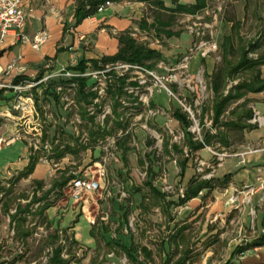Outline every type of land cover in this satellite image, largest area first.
Masks as SVG:
<instances>
[{"label":"rangeland","instance_id":"obj_1","mask_svg":"<svg viewBox=\"0 0 264 264\" xmlns=\"http://www.w3.org/2000/svg\"><path fill=\"white\" fill-rule=\"evenodd\" d=\"M168 3V5H171V0H168ZM146 11L151 15V8L147 7ZM229 20H239L241 22L239 27L236 25V31L245 42H252L263 37L259 51H264V36H260V33L264 30V0H209V7L206 10L197 15H180L177 25L173 28L191 34L194 38L193 43L200 40L208 43L218 42V49L208 52L212 57L211 60L214 62L215 68L222 66L223 50L220 44H222L224 36L233 29V23ZM234 41L235 43L239 42L237 36L234 37ZM149 42L156 48L159 46L169 47L168 39L165 37L160 40L150 37ZM194 45L187 48L183 56L161 62L154 71L149 72L137 68L130 71L132 80L138 81L140 84V87H132L130 90L135 92V96L140 97L139 100L142 105L136 107L130 101L132 100L131 97H125L123 101L124 108L121 109V112L122 120L126 123V130L115 125L116 118L112 113L111 99L104 90L106 86L104 74L92 70L87 73V76L92 79L91 82L101 93V97L96 100V104L91 105L89 109L96 112V123L105 126L108 132L105 133V138L100 139L94 149L83 150L80 148L77 155L72 154L60 161H56L54 157L53 162H50L53 169L52 175L45 180V189L49 188L54 177L60 176L61 173L58 172V169L61 171L68 169L69 173L78 172L82 176L89 175L95 178H98L104 170L103 187L93 194L84 196V200H87V202L80 207L79 213V215L87 216L91 225L97 230L100 241L98 252L100 256L112 250L122 260V264H132L120 251L119 247L113 246L111 248L100 237V229L108 225L110 228L109 238H119L116 236L115 228L118 226L120 216L127 212L128 225L123 229V232L126 236L132 237L137 243L152 248L155 252V261L151 264H165L169 254L176 256V258L179 256L181 249L170 246L168 239L177 229L184 226H187L184 231L188 237L186 247L192 250L190 262L187 264H264V246H250L264 235V214L259 211L262 207L255 204L251 199V196L254 193L256 194V187L231 183L229 186L233 187V195L230 197L229 202L230 205H234L236 208L230 212H228L229 210L211 211V209L206 208L205 206L209 201L214 199V196L210 193L201 200V203L199 202L200 207L199 205L194 207H188L187 205L172 206L170 216H166L165 211L151 200L147 206L142 208L138 205L140 195L133 192V185L144 186V182L147 181V164L143 165L141 161L145 159L146 154H150L155 165V175L152 181L157 187L166 191L170 198L177 199L179 194L183 193L185 187L176 176L170 178L167 166L171 159L179 156V154L167 153L164 150V142L177 143L183 147L186 145L188 132H192L197 138H201L202 133L212 125V112L209 111L203 115V107L211 108L214 100L209 85V77L205 75V68L202 64L197 72H192L190 67L191 57L196 52ZM250 57H255V54H251ZM116 70L121 74L127 71L122 64L117 65ZM233 83L232 81L229 82L230 85ZM32 84L33 82L23 83V86L26 87L23 92L25 98L30 96ZM175 86L177 87L176 93H171V89ZM72 88L69 87L61 95L62 99L58 106L53 107L50 101L44 100L41 109L44 114L40 113L39 116L36 115L34 118L28 115L27 118L31 122L29 125L24 123L26 117L19 119L22 110L16 108L18 97L13 103V109L19 117L17 121L22 124H19L18 127L22 128L27 144L29 147L34 146V144L38 145V151L44 159L48 152L52 151L50 141L55 129L62 131L64 134H69L66 131L69 129L74 132V137L70 135V137L60 138L61 143L64 145L67 141L72 142L74 138L78 137L79 141L76 143L88 144L89 142L84 139V136L89 132V123L80 117L79 107L74 101ZM158 89L166 91L175 107L188 112L193 122L191 127L185 128L181 123L173 120L171 115L172 105H169L167 111H164L161 107L154 108L151 105L150 102ZM241 102H243V99L239 101V103ZM236 105L234 104L232 107ZM158 115L165 117L163 123L156 121ZM106 120H108V123ZM24 128L25 131L30 130L31 132L25 133ZM41 131H48L49 142L45 143L40 140L38 133ZM125 136H127V146L130 148L129 172L124 168L121 150L117 146L118 139ZM72 138L73 140H71ZM239 139V136H232V140L235 142L230 148H224L220 143L210 146L209 151L212 150L215 153L211 152L213 157L207 160H194V168L203 177L209 176V169L216 168L227 155L235 153L238 147L243 145L244 141L240 142ZM149 141H153L152 145L149 144ZM240 147L241 151L250 152L260 146L250 144ZM170 150H172L171 147ZM99 163H102V167ZM199 168L202 169L199 170ZM1 184L8 186L7 179ZM261 184L263 185L264 181ZM33 189L34 184L32 181L20 180L14 188L17 201L25 200L22 197L18 198L23 193L29 195L31 199ZM218 189L222 190L223 188ZM240 195L243 196L242 201ZM255 197L258 199V195H255ZM64 202L62 198V203ZM82 202L84 203V201ZM241 203L249 205L248 209L243 210ZM12 211L14 212L15 209ZM0 215V261L9 262L21 255L20 261L15 264H47L48 258L55 247L49 239V235L54 234L55 224L51 225V223L43 222L39 216L35 218L29 216L28 226L33 227L35 233L24 242L15 237L14 229L10 225V218L1 211V208ZM92 221L95 223H92ZM60 242L61 240L58 241V243ZM62 244L65 245L66 250H71L72 254H75L76 258L79 259L77 261L75 257H71V264H87L88 258L95 255L91 250L71 244L69 240ZM237 246L246 249L232 256ZM66 253L67 251L64 252V254ZM65 258L70 257H67L66 254Z\"/></svg>","mask_w":264,"mask_h":264},{"label":"crops","instance_id":"obj_2","mask_svg":"<svg viewBox=\"0 0 264 264\" xmlns=\"http://www.w3.org/2000/svg\"><path fill=\"white\" fill-rule=\"evenodd\" d=\"M180 1L188 2L189 0ZM166 2L168 3V0H166ZM75 3L76 0H26L24 6L28 18L26 32L29 37H33L39 30H45L48 33L46 43L40 49H34L30 43H23L11 35L6 38L2 46L0 52V84H2V86H0V138L5 142L0 149V180H6L16 176L29 164L31 154L37 152L32 146L29 147L27 144L25 140L26 136L22 133V128L18 127L19 124H22L18 123L17 119L19 117V119L26 117L24 123L29 125L31 122H29V118H27L28 115H31L32 118H34L36 115L39 116L40 113L44 114L41 110L44 100L50 101L53 107L58 106L62 99L61 95L67 91L69 87H73V85H68L67 87L60 85L55 86L60 80H63L60 77H56L45 84L32 86L30 96L25 98V101L29 103V109L27 111H22V117H18L13 109V103L16 101L17 93L11 87L17 74L15 71L8 70L9 65L15 63L18 66H24L26 68L24 74L20 76V82L23 83L33 82L47 71L58 73L63 69L68 68L73 72L81 73L77 66L83 62L86 64L85 74L87 75V73L92 70L91 62L93 60L100 59L106 55H113L118 51V35L120 33L131 30L136 37L139 38V36H141L140 38L142 39L147 38L139 29V21L144 16L146 10V4L143 2H111V4H107L105 7L101 8L96 14L86 18L78 24L76 23L74 16ZM81 36H84V38H81ZM193 41L194 38L191 34L182 33L178 37L168 39L167 43L169 44V47L159 46L157 49L162 52L164 61H169V59H176L183 56L187 48H191L192 45L199 42L195 41L193 43ZM211 59L212 57L210 53L204 54L203 48H196V52L191 57L190 61L191 71L197 72L202 64L205 68V75H211L214 70V62H212ZM47 64H51V67L47 68ZM157 67L154 70H156ZM261 71L264 77V66H262ZM86 77L88 78V87L90 88L94 86L93 82H91L92 79L88 76ZM72 89L74 91L75 101V88L73 87ZM57 96H61L60 100L57 99ZM249 97L254 101L253 107L255 110V118L251 122L256 123L257 127L252 130H245L243 137L244 143L240 146H248L250 144L258 145L260 147L256 148L258 149L257 151L251 150L250 152H244L243 150L241 151V147L239 146L235 153L227 155L216 168L213 170L209 169V176L203 177V175L199 174L197 169L194 168L193 162L197 159H211L213 157L212 153L214 152L211 150V153L209 151L210 146H206L197 152L191 153L189 152L187 145L183 146L184 153L172 158L167 166L170 172V178L176 176L179 182L185 187L183 193L179 194L177 199L170 198V195L166 191L160 189L154 184L152 178L155 175V165L150 154H146L145 159H142L141 162L143 165L147 164V181L144 182V186L133 185L132 187L133 192L140 195L138 205L144 208L149 204L150 200L154 201L155 205L165 211L166 216H170V208L172 206L187 205L188 207H194L199 205L200 207L199 202L201 203V200L206 195L212 193L214 199L210 200L205 207L211 209V211L219 210V212H222L224 210H229L228 212H230L236 208V206L230 205L229 202L230 197L233 195V187L229 186L232 183L236 185H252L256 187V194L254 193V195L251 196V199L255 204L261 205L262 208L259 209V211L264 214V184H261L264 181V91L251 93L249 94ZM150 103L154 108L161 107L164 111H167L169 105H172V118L179 122L174 116V111L178 108L171 102V98L168 97V94L164 89L156 90L153 100H151ZM90 106L88 107V111L90 110ZM164 120L165 117H162L161 115L156 117L158 123H163ZM66 131L69 134H64L57 129L54 130L50 141L52 151L48 152V155L45 158L48 160L46 161L42 158L38 151L37 153L40 156V160L36 164L34 172L27 178L21 180H29L32 182L34 180L45 181L52 175L53 169L51 168L50 162H53V155H55L58 145L60 146V149H63L65 145L69 144L70 146H74L76 142L79 141L78 137L74 138V140L72 138V142L67 141L65 145L61 143L60 138L66 136L70 137V135H73V137L75 136L72 130L69 129ZM26 132L30 133L31 131L27 130L25 133ZM38 135L43 142H49L48 131H41ZM188 139L189 136L187 140ZM88 149L89 148L83 150ZM129 151L127 153L128 163L124 161L123 153L121 151V159L127 172L130 171ZM72 154L73 153L71 152H66L60 160L66 159ZM184 159H186V167L183 173H181L179 161ZM202 162L204 163L205 161ZM150 163L152 164L153 171L149 173L148 168ZM200 169L202 168H199V170ZM59 171L61 170L58 169V172ZM74 173L75 172H73V174ZM228 175L231 176V179L226 187H216L210 191L204 189L197 197L189 199L184 203L181 201L182 198H184L185 190L193 177L199 176L200 178L208 180L223 179ZM149 183L153 189L165 194V198L156 200L151 192ZM65 188L64 196L62 197L63 202H65L62 203L61 198L55 206L46 211L48 217L46 223H51V225L55 224L56 226L54 232L56 231L58 233L59 240H61L58 244L65 243L66 240H69L71 244L73 243L84 247L86 250H91L95 255L88 258L87 264H122V260L119 259L112 250L111 252L100 256L98 253L100 241L97 230L91 225L87 216L79 215L80 207L85 203L82 201L75 202L68 197L65 193ZM218 188L223 189L219 190ZM255 195H258V199ZM240 198L242 201L243 196L240 195ZM21 202L25 204L28 200H21ZM241 205L243 210H247L249 207V205H243L242 203ZM171 219L174 220L173 217H171ZM127 223L128 213L124 212L122 216H120V220H118L117 228H115L116 236L119 238H109L108 235L110 234V228L108 225L100 229V237H102L105 243L111 248L113 246L119 247L120 251L132 264H140V262L143 264H151L155 261V252L150 246L139 244L132 237H128L124 234L123 229L128 225ZM186 227L184 226L177 229L169 237V245L176 246L177 248H180L181 251L177 258L176 256L169 254L165 264H187L190 262L192 250L189 247H186L188 241L187 234L184 232ZM261 237H259V239ZM62 245L64 246L62 256L65 257L67 254L68 257L69 251L66 250L64 244ZM132 246L135 249L133 252L135 260L129 258L124 249V247ZM261 246H264V244L254 247ZM237 247L233 251L232 256L236 255L235 251ZM66 251L67 253L64 254ZM147 252L150 253L149 258L145 256V253ZM72 255L75 256V260H79L76 258L75 254ZM187 255L189 258L186 261L179 263Z\"/></svg>","mask_w":264,"mask_h":264},{"label":"trees","instance_id":"obj_3","mask_svg":"<svg viewBox=\"0 0 264 264\" xmlns=\"http://www.w3.org/2000/svg\"><path fill=\"white\" fill-rule=\"evenodd\" d=\"M121 1H134L143 2L147 7L151 8V15L145 10L144 16L139 21V29L146 39L138 38L134 32L127 30L118 35L119 49L113 55H106L100 59L93 60L91 67L93 71L104 72L103 76L106 80L105 92L111 99L112 113L116 118V126L126 130V123L122 120L121 109L124 108V99L129 96L133 105L140 107L142 102L139 96H135L134 91H130L131 87L138 88L140 84L138 81L131 80L130 71L137 68L144 71H153L161 62L164 61L163 54L156 47L152 46L149 38L156 39H170L178 37L184 33L181 29H174L177 25L180 15L189 14L197 15L209 7V0H189L188 2H181L180 0H172L171 5H168L165 0H76L75 3V19L76 23H80L86 18L96 14L101 8L107 5V2H121ZM233 23V29L230 33L226 34L221 44L222 53V66L214 68L213 73L209 75V85L213 92V105L211 108L203 107V115L212 112V125L204 133L201 138H197L192 132H188L189 139L186 142L189 152H197L206 146H214L216 143L224 148H229L234 144L232 136H239V141H243L245 130H252L257 127L256 123L251 121L255 118V110L253 107V99L249 97L251 93L264 91V77L261 68L264 66V51H259L262 45L263 37L257 38L252 42H245L239 33L236 31L237 27L241 25L239 20H229ZM237 25V27H236ZM235 31V33H234ZM264 36V30L260 36ZM239 39L235 43L234 37ZM255 54V57H250ZM128 64L132 67L124 73H119L116 70L117 65ZM77 68L82 74L85 73L86 64L83 62ZM242 73V76H241ZM43 76V75H42ZM40 76L39 78H41ZM234 82L229 84V82ZM20 77H16L14 83H19ZM88 78L86 76H79L70 80H60L55 86L67 87L73 85L75 88V102L79 107L81 118L89 123V142L88 144L76 143L74 146L65 145L63 149L60 146L56 148L55 160L59 161L66 152H71L77 155L80 148L94 149L101 138H105V133L108 132L105 126L96 123L97 114L88 111L90 105H94L95 100L100 98V90L94 88L95 86L88 87ZM45 84V83H41ZM39 85V84H38ZM176 93V87L172 89ZM61 96H57L60 100ZM243 99V102L239 103ZM237 104L235 107H232ZM174 116L185 128L191 127L193 124L188 112H184L182 108L175 109ZM204 117V116H203ZM108 123V120H106ZM205 126V124H203ZM215 130V132H214ZM126 137L118 139L117 146L123 153V159L128 163L127 153L130 148L127 146ZM153 141H149L152 145ZM170 147L172 150H170ZM164 150L167 153L183 154L184 149L179 144H170L168 141L164 142ZM38 152V151H37ZM37 152H33L30 157L29 164L20 171L16 176L7 179L8 186L1 184L4 180H0V208L1 211L8 215L10 218V225L13 227L15 237L18 240L26 242L28 238L33 236L35 229L29 227V216H39L43 222H47L48 217L46 211L55 206L56 203L64 196V188L76 176L69 173V170L59 171L61 174L52 179L50 187L45 189L46 182L43 180H34L33 196L30 199L29 195L23 193L18 198L28 200L23 204L17 201L14 194L16 184L23 178L30 176L40 160ZM181 173L186 167V159L179 161ZM152 164L148 168V172H152ZM231 179L228 175L223 179H203L193 177L188 187L185 190L182 202L197 197L204 189L213 190L216 187H226ZM150 184V183H149ZM151 192L154 198L164 199L165 194H162L150 184ZM42 192V194H40ZM37 205V206H36ZM15 209L14 212L12 210ZM1 219V215H0ZM53 248L52 254L48 258L47 264H70L72 260V251H69V257L62 256L64 246L57 244L59 235L55 231L54 234L49 235ZM264 244V236L255 241L250 246H259ZM129 258L135 260L133 252L135 249L132 247H124ZM246 248L237 247L236 253L245 251ZM146 257H150V253H145ZM21 255L13 258L9 262L0 261V264H15L20 261ZM75 257V256H73ZM189 256H185L179 263L186 261ZM140 264H143L140 262Z\"/></svg>","mask_w":264,"mask_h":264},{"label":"built area","instance_id":"obj_4","mask_svg":"<svg viewBox=\"0 0 264 264\" xmlns=\"http://www.w3.org/2000/svg\"><path fill=\"white\" fill-rule=\"evenodd\" d=\"M25 2L26 0H0V52L6 38L11 35L23 43H30L34 49H40L46 43L48 39V33L45 30H39L33 37L28 36L26 32L28 18L24 10ZM107 4L109 5L111 4V2H107ZM81 38H84V36H81ZM194 48H198V49L203 48V53L207 54L210 50L216 51L218 49V44L216 42L208 43L203 40H200L198 43L195 44ZM122 65L127 70L132 67L131 65L128 64H122ZM50 67L51 64H47V68ZM8 70L15 71L17 74L16 77H20L22 76V74H24L26 68L24 66H18L15 63H13L9 65ZM96 72L99 74L104 73L103 71L102 72L96 71ZM79 76H87V75L85 73L82 74V73L73 72L68 68L63 69L58 73L47 71L43 74L41 78L34 80L32 85L34 86L41 83H48L55 77H60L61 79L64 80H70L72 78ZM0 86H2V84H0ZM11 87L16 91L18 97L17 98L18 106L16 108H20L22 111L28 110L29 103L25 101V97L23 95V92L26 89V87L23 86V82L13 83ZM170 92L173 93L172 90ZM185 108L188 109L186 106ZM89 111L91 112V114L94 113L91 111V109ZM84 139H86L87 141L89 140L88 134L84 136ZM4 142L5 141L0 138V149L2 148ZM32 147L35 151H38L39 149L38 145L36 144H34V146ZM257 150L258 149H254L253 151H257ZM45 160L47 161L48 159ZM99 165L102 167V163H99ZM74 174L76 176L66 186L65 193L75 202H81V201H84V203L87 202V200H84L85 195L93 194L94 192L98 191L100 188L103 187L104 177H105L104 170L98 178H95L93 176L91 177L89 175L82 176L78 172H75ZM92 223L95 222L92 221Z\"/></svg>","mask_w":264,"mask_h":264}]
</instances>
